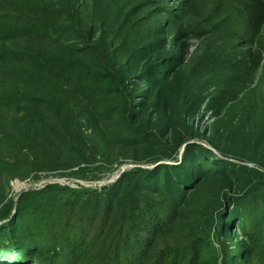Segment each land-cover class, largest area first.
<instances>
[{"label":"trees","instance_id":"16d2710c","mask_svg":"<svg viewBox=\"0 0 264 264\" xmlns=\"http://www.w3.org/2000/svg\"><path fill=\"white\" fill-rule=\"evenodd\" d=\"M118 5L0 0V176L82 178L114 164L113 148L154 164L100 187L0 193V264H264L260 62L234 44L187 65L192 0ZM244 13L261 25L264 0ZM207 97L218 154L192 141ZM212 179L224 185L215 207H192Z\"/></svg>","mask_w":264,"mask_h":264},{"label":"rangeland","instance_id":"374dc122","mask_svg":"<svg viewBox=\"0 0 264 264\" xmlns=\"http://www.w3.org/2000/svg\"><path fill=\"white\" fill-rule=\"evenodd\" d=\"M138 1L140 0H119L118 9L122 11L124 6H133ZM177 1L168 0L170 4ZM246 2L248 0H192L190 12L183 20L184 26L193 29L195 32L193 38L189 41L190 50L187 65L208 47L213 49H230L234 44H240L242 48L250 49L254 57L260 62L259 74L261 75L264 72V49L259 47L260 41L264 40V23L259 26L249 23L248 17L244 13ZM178 30L179 26L174 31L177 32ZM214 92L212 90L210 94L213 95ZM210 99V97L206 98L204 106L195 116L189 119V123L196 131L203 135V137H195L192 141L218 154V150L209 143V138L214 134V128L219 117L209 107ZM183 151L184 146L179 150V158L182 156ZM112 154L113 160H117L114 164L107 165L106 171L91 169L82 178L76 177L70 171L46 172L37 176L32 175L25 180H10L8 176H0V193L5 198V202H8L10 200L17 201L19 195L25 191L40 189L53 182L75 187L80 185L100 187L104 184L112 183L119 177L121 172L131 169L136 165L154 166V164L148 162L136 163L134 155L129 151L113 148ZM233 161L238 164L257 167L252 162H243L235 159ZM223 189V182L212 179L204 191L193 194L191 206L194 208L204 206L205 209L211 211L215 207L218 194ZM236 192L237 187L234 185L231 194H235ZM195 227L201 230L202 225L197 222L195 223ZM218 248H220L219 245Z\"/></svg>","mask_w":264,"mask_h":264}]
</instances>
